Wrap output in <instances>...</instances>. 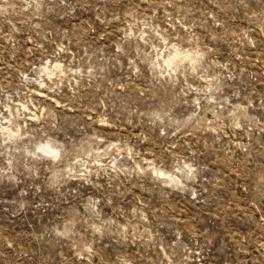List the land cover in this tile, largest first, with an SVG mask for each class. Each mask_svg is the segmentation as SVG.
<instances>
[{"label": "rangeland", "instance_id": "rangeland-1", "mask_svg": "<svg viewBox=\"0 0 264 264\" xmlns=\"http://www.w3.org/2000/svg\"><path fill=\"white\" fill-rule=\"evenodd\" d=\"M0 264H264V0H0Z\"/></svg>", "mask_w": 264, "mask_h": 264}]
</instances>
